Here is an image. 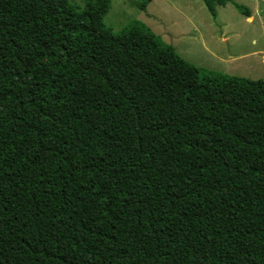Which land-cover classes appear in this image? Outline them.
Returning a JSON list of instances; mask_svg holds the SVG:
<instances>
[{
    "label": "trees",
    "instance_id": "16d2710c",
    "mask_svg": "<svg viewBox=\"0 0 264 264\" xmlns=\"http://www.w3.org/2000/svg\"><path fill=\"white\" fill-rule=\"evenodd\" d=\"M80 1L0 0V264H264V79Z\"/></svg>",
    "mask_w": 264,
    "mask_h": 264
},
{
    "label": "rangeland",
    "instance_id": "374dc122",
    "mask_svg": "<svg viewBox=\"0 0 264 264\" xmlns=\"http://www.w3.org/2000/svg\"><path fill=\"white\" fill-rule=\"evenodd\" d=\"M81 6L80 0H67ZM111 0L103 18L117 34L131 23L147 26L186 61L211 73L264 79V0H232L249 10L247 18L232 4L216 6L215 16L203 0Z\"/></svg>",
    "mask_w": 264,
    "mask_h": 264
},
{
    "label": "water",
    "instance_id": "95a60500",
    "mask_svg": "<svg viewBox=\"0 0 264 264\" xmlns=\"http://www.w3.org/2000/svg\"><path fill=\"white\" fill-rule=\"evenodd\" d=\"M131 1V0H130Z\"/></svg>",
    "mask_w": 264,
    "mask_h": 264
}]
</instances>
